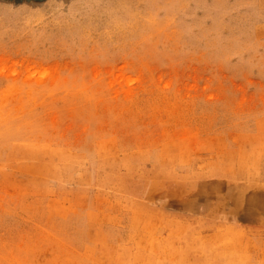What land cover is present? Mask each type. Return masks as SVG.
Returning <instances> with one entry per match:
<instances>
[{"label":"rangeland","instance_id":"obj_1","mask_svg":"<svg viewBox=\"0 0 264 264\" xmlns=\"http://www.w3.org/2000/svg\"><path fill=\"white\" fill-rule=\"evenodd\" d=\"M245 202L264 0H0V264H236Z\"/></svg>","mask_w":264,"mask_h":264},{"label":"crops","instance_id":"obj_2","mask_svg":"<svg viewBox=\"0 0 264 264\" xmlns=\"http://www.w3.org/2000/svg\"><path fill=\"white\" fill-rule=\"evenodd\" d=\"M248 206L249 203L247 202H245L241 206H239V204L237 203H235V205L233 204V208H235L236 210L235 219L233 218L235 221L233 220L230 225H232L234 228L233 230H235V249H237L238 252L239 251L243 252L244 250L243 243H248V242L250 243V240L254 241L252 234L249 233L246 234L245 232L251 229L250 226L260 225L264 227V217L261 220L256 221L255 219L242 217L237 213L241 208H247ZM216 209H219V204L216 206ZM240 242L242 243L241 245L239 244ZM251 249L252 247H250V245L248 244L250 258L248 257V259H246L247 261L243 262L242 264H264V233L261 236V252L263 256L258 255L257 257L256 254L254 253L251 254L250 252ZM237 251H235V263L239 264L240 253H238Z\"/></svg>","mask_w":264,"mask_h":264},{"label":"bare ground","instance_id":"obj_3","mask_svg":"<svg viewBox=\"0 0 264 264\" xmlns=\"http://www.w3.org/2000/svg\"><path fill=\"white\" fill-rule=\"evenodd\" d=\"M194 244V243H193ZM151 245V244H150ZM150 247V246H149Z\"/></svg>","mask_w":264,"mask_h":264}]
</instances>
